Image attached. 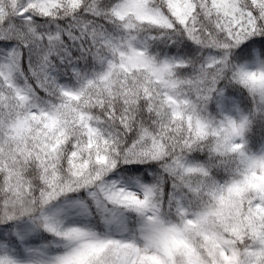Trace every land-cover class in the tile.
Segmentation results:
<instances>
[{"label":"snow or ice","instance_id":"6c2138e0","mask_svg":"<svg viewBox=\"0 0 264 264\" xmlns=\"http://www.w3.org/2000/svg\"><path fill=\"white\" fill-rule=\"evenodd\" d=\"M0 264H264V0H0Z\"/></svg>","mask_w":264,"mask_h":264}]
</instances>
